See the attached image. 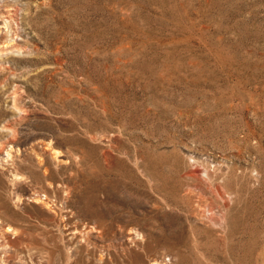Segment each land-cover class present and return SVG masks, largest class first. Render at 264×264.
<instances>
[{
  "label": "rangeland",
  "instance_id": "obj_1",
  "mask_svg": "<svg viewBox=\"0 0 264 264\" xmlns=\"http://www.w3.org/2000/svg\"><path fill=\"white\" fill-rule=\"evenodd\" d=\"M0 30V264H264V0H0Z\"/></svg>",
  "mask_w": 264,
  "mask_h": 264
},
{
  "label": "bare ground",
  "instance_id": "obj_2",
  "mask_svg": "<svg viewBox=\"0 0 264 264\" xmlns=\"http://www.w3.org/2000/svg\"><path fill=\"white\" fill-rule=\"evenodd\" d=\"M5 22H6V21H5ZM8 23H9V22H8ZM10 28H11V25H10ZM0 31H1V30H0ZM15 33H16V32H15ZM16 34H17V33H16ZM9 44H10V43H9ZM14 44H15V43H14ZM10 45H11V44H10ZM12 46H13V43H12ZM14 46H15V45H14ZM17 46H18V45H17ZM3 47H4V46H3ZM14 48H15V47H14ZM18 48H19V47H18ZM4 49H5V48H4ZM8 49H9V48H8ZM19 49H20V48H19ZM3 54H4V53H3ZM6 153H7L6 155L11 156V153H10L9 151H7ZM194 166H195V165H194ZM194 166H193V167H194ZM199 167H200V166H199ZM198 169H199V168H198ZM198 169H195V170L193 169V171H194L195 173H198V171H199ZM203 170H204V169H203ZM207 174H209V173H207ZM187 176H188V175H187ZM189 176H190V175H189ZM208 211H209V210H208ZM211 215H212V212H211ZM214 215H215V214H214ZM209 216H210V214H209ZM216 216H217V215H216ZM208 218H209V217H208ZM221 218H222V216H221ZM215 223H216V222H215ZM128 232H129V231H128ZM133 232H134V231H133ZM132 236H133V235H132ZM130 238H131V237H130ZM131 240H132V239H131ZM136 241H137V240H136ZM136 241H135V242H136Z\"/></svg>",
  "mask_w": 264,
  "mask_h": 264
}]
</instances>
